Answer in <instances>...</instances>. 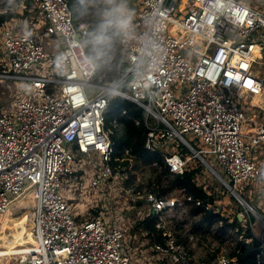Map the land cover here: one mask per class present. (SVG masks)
<instances>
[{"label":"built area","instance_id":"1","mask_svg":"<svg viewBox=\"0 0 264 264\" xmlns=\"http://www.w3.org/2000/svg\"><path fill=\"white\" fill-rule=\"evenodd\" d=\"M10 9L14 16L0 26V80L23 81L33 90L32 96L17 91L13 102L0 103V215L19 209L30 215L34 231L16 264H131L132 256L123 249L126 239L130 245L140 241L133 223L122 218V224L111 225L100 212L81 221L63 191L78 172L76 163L90 153L102 157V177L127 176L125 167L112 164L115 149L105 128L104 112L114 95L144 109L145 145L163 150V163L172 173L186 171L184 150L191 149L237 198L238 187L244 190L262 175L247 151L264 142V123L243 130L249 115L244 106L264 110V10L254 3L143 0L130 29L119 36L124 66L108 83L95 78L96 64L83 44L88 28L76 25L67 0H19ZM254 97L257 102L248 101ZM186 133L203 139L204 151L214 155L226 175ZM102 177L92 183L98 185ZM134 181L132 195L152 209L145 217L156 228L147 226L142 233L152 240L155 254L163 255V264H186L195 234L183 239L169 222L186 212L193 197L186 188L172 196L163 189L139 190ZM166 183L171 185V178ZM10 194L15 196L10 199ZM215 200L204 204L208 211H220ZM236 216L233 232L244 228L237 240L250 242L252 237L244 235L255 233L251 214L238 211ZM230 239L233 246L236 239ZM224 249L209 264L237 260Z\"/></svg>","mask_w":264,"mask_h":264},{"label":"rangeland","instance_id":"2","mask_svg":"<svg viewBox=\"0 0 264 264\" xmlns=\"http://www.w3.org/2000/svg\"><path fill=\"white\" fill-rule=\"evenodd\" d=\"M246 1L250 4L254 3L257 8L264 10L263 0ZM56 49L57 45L55 42H53L52 51H55ZM2 56L3 57L0 58L1 61H3L4 54H2ZM17 83L18 85L12 81L0 80V103L7 104L13 102L17 91L22 96L28 97L33 95V90L29 83H25L23 81H17ZM27 87L29 89H27ZM250 100L253 99L248 98V101ZM244 109L249 114V122H246V124L249 123L248 128H250V121L253 120L251 114L257 115L258 122L264 121V116H261L262 113L258 108L247 105L244 106ZM186 137L196 147L203 149V155L209 162H211V164H213L217 172L223 176L226 175L222 168L218 166V162L216 161L214 155L204 151L205 149H208V145L204 143L202 138H198L194 133H186ZM244 139L248 144H252L250 137L245 136ZM176 141L179 142V140ZM253 146L254 149L252 148L248 150L247 155L259 164L263 174L258 179L252 181L253 185L248 186L244 190H241L240 187H238L241 196L252 205L254 209L252 212H250L251 210H249L248 205L242 204V202L229 191L222 178L217 175L210 167H208L200 157L195 156L191 149H186V151L184 150V153L189 160L190 167H197L200 169L199 172L203 173L200 180L204 179L208 181L209 186H211L208 187L210 189H214V191H211L216 197L215 204L219 205L220 211L218 212H222L224 217L230 219L231 221H238V219H236V214L238 211H244L255 216L256 222L254 223V231L261 238H264V170L262 168L264 166V147L260 144ZM180 148L184 147L181 145ZM130 160L133 162L132 158ZM133 167L134 163H131L129 168ZM75 168L78 172L69 179L63 191L67 197H70V202L76 215H78L79 220L82 221L89 219L93 217L97 211H99L100 213H103L106 221L111 225L122 224V218L130 221V223H133V233L140 238V241H135V244L133 245H130L127 239L125 240L123 250L132 256L131 264H163L162 259L160 258L163 255L155 254V251L152 248V240L150 238L147 239L146 236H144L142 233V230L144 229L137 227L139 221L145 219L148 215L147 213L152 212V209L148 207L147 202H144L139 206L135 204L140 198L132 195L133 190L129 189L131 184H125V179L128 176V173L127 176H117L113 179L109 177H102L101 169L103 168V160L97 152L90 153L89 155L85 156L82 161L76 163ZM143 170L137 172V178L134 181L138 184L137 188L139 190L150 188L147 185H141V183H145V176L147 174H151V171H149L145 166ZM97 175L102 177V181L98 185H95L92 183V179ZM178 192H180V190L172 187V190L163 194L172 196L175 194L178 195ZM14 196L15 195L10 194L9 198L12 199ZM25 214L27 213H23V211L19 209L9 210L4 215H0V227L6 217L11 216L15 219V221H19ZM120 219L122 222H119ZM195 219L196 218L194 217H190L189 223H192ZM26 224L32 231V221L29 219ZM169 224L171 227H174L177 232H182L176 227V223L174 221L169 222ZM1 229L2 228H0V230ZM147 229L151 230L150 227ZM192 234L193 233H190L188 236ZM1 235H5L7 237L2 238L0 242L2 245L0 248L4 249L6 248L5 246H7L8 243L14 239V236L11 233L5 231H1ZM194 236L196 237L195 243L190 245L191 258L185 261L186 264H206L205 259L211 257V255L217 251L218 247L220 250L225 248L224 251L228 253L231 251L232 243L230 236H228V240L225 242H221L218 239H211L210 237ZM182 238L186 239V236L184 235ZM189 239L191 243V237ZM20 241H23V245H20V247L25 248L27 245L32 243L33 239H31L30 235H25L23 239H20ZM137 245L144 248L142 252ZM221 254L222 252L218 251L217 258H220ZM15 258L16 257L11 260V263L7 262V259H3L2 262L3 264H14L16 261ZM180 263L182 264L183 262H179V264Z\"/></svg>","mask_w":264,"mask_h":264},{"label":"trees","instance_id":"3","mask_svg":"<svg viewBox=\"0 0 264 264\" xmlns=\"http://www.w3.org/2000/svg\"><path fill=\"white\" fill-rule=\"evenodd\" d=\"M17 1L19 0H0V8L6 9L0 13V26L14 16L10 8ZM67 1L76 25L86 24L88 28L83 44L87 54L96 64L95 78L97 80L101 79L100 81L103 83L115 80L120 73V67L124 66V63L120 64L123 52L120 48L119 36L115 37L116 49L110 58H97L93 45L94 38L103 23V13L110 7L107 0ZM28 2L31 3L32 0H28ZM109 34L111 35L112 33L109 32ZM104 116L105 128L109 130L115 149L114 157L118 158L116 160L113 157L112 164L126 168L128 177L125 179V184L132 183L137 178V172L143 170L145 166L151 171V174L145 176V183H141V185H147L156 191L163 189L165 192L172 190V187L178 190L186 188L188 194L193 197V200L189 201L188 208L183 215L171 218L176 223V227L182 231L181 233L178 232L181 237L184 235L187 237L188 234L193 233L196 236L210 237L211 239L225 242L227 241L226 235L229 234L236 239V242L227 255L239 259L240 264H264V252L260 248L262 238L255 231V233H251L250 230L245 231L244 236L246 238L252 237L250 242H246L245 239L237 240L244 228L234 233L232 228L234 220L231 221L224 217L221 212L216 210L208 211L205 208L204 204L213 203L216 197L214 193H209L204 189V181L200 180L201 172H199V168L188 165L183 174H174L163 163L162 149L156 148L152 150L146 147L145 111L140 105L119 95H114L109 100ZM130 158L133 159V162ZM155 161H159V164L155 165ZM131 163H134L133 168H129ZM170 178L171 185L166 183V180ZM197 200H201L203 204H197ZM143 203V200H138L135 204L139 206ZM98 213L99 211L96 212V214ZM190 217L196 219L189 223ZM220 219H224L223 224H220ZM236 219H238L237 216ZM251 221L253 223L256 222L255 216L251 215ZM147 226L151 230L156 228L155 222L146 218L140 220L137 225L141 229H145ZM218 251H220L219 247L211 257L205 259L207 264H209L210 259L216 257Z\"/></svg>","mask_w":264,"mask_h":264},{"label":"clouds","instance_id":"4","mask_svg":"<svg viewBox=\"0 0 264 264\" xmlns=\"http://www.w3.org/2000/svg\"><path fill=\"white\" fill-rule=\"evenodd\" d=\"M107 3L110 7L103 13V23L93 41L99 59L110 58L116 49L115 37L126 34L131 27V16L123 0H107Z\"/></svg>","mask_w":264,"mask_h":264},{"label":"bare ground","instance_id":"5","mask_svg":"<svg viewBox=\"0 0 264 264\" xmlns=\"http://www.w3.org/2000/svg\"><path fill=\"white\" fill-rule=\"evenodd\" d=\"M246 122H249L248 116L244 120V126H243V130H245L244 132L247 131V128L249 125V123L246 124ZM7 212H5V213H7ZM29 219H30L29 214H25L19 221H17V220L15 221V219L11 216H8L4 219V221L0 227V228H2L0 230V242H1L2 238L6 237L5 235H1V231L11 233L14 236V239L12 241H10L7 246H5L6 248H4V249L0 248V264H3V262H2L3 259H7V262L11 263V260L14 257H16L15 258L16 261L14 263V264H16V263H19L20 261H22L23 258L25 257V248L20 247V245H23V241H20V239H23L25 235H30L31 239L34 240V231L33 230L31 231L26 224V222ZM1 246L2 245L0 244V247ZM233 264H240L239 259H237Z\"/></svg>","mask_w":264,"mask_h":264},{"label":"crops","instance_id":"6","mask_svg":"<svg viewBox=\"0 0 264 264\" xmlns=\"http://www.w3.org/2000/svg\"><path fill=\"white\" fill-rule=\"evenodd\" d=\"M123 3H124L125 8L127 9L128 13L130 14L131 17L136 16L143 6V0H123ZM256 100H257V98L254 97L253 103L257 102ZM252 107H254V106H252ZM254 108H256V107H254ZM259 110L262 113L261 116H264V110H261V109H259ZM251 116L253 117V120L250 121V128H248V129H252V130L257 129V127L260 124L264 123V121L258 122V117L256 114H251ZM260 145H262L264 147V142H261ZM253 149H254V146H253ZM262 168L264 170V166Z\"/></svg>","mask_w":264,"mask_h":264},{"label":"water","instance_id":"7","mask_svg":"<svg viewBox=\"0 0 264 264\" xmlns=\"http://www.w3.org/2000/svg\"><path fill=\"white\" fill-rule=\"evenodd\" d=\"M78 36L80 37L81 36V33L78 34ZM239 200L242 202V204H246V205H251L248 203L247 200H245V198L241 197V196H238ZM243 199V200H242ZM254 212V211H253ZM256 215V214H255ZM257 216V215H256Z\"/></svg>","mask_w":264,"mask_h":264}]
</instances>
